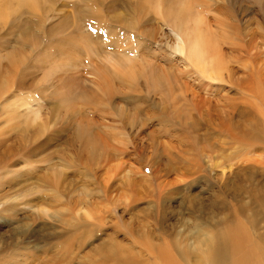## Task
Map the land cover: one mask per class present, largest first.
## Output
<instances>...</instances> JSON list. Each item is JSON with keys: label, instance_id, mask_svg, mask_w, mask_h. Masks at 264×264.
<instances>
[{"label": "rangeland", "instance_id": "1", "mask_svg": "<svg viewBox=\"0 0 264 264\" xmlns=\"http://www.w3.org/2000/svg\"><path fill=\"white\" fill-rule=\"evenodd\" d=\"M166 1H0V139L35 116L47 123L50 102L61 96L51 85L72 86L71 107L55 127L56 143L65 147L48 161L71 183L55 201L46 190L22 196L18 185L29 166L49 179L48 162L27 165L33 159L14 138L0 146V178L12 181L5 199L11 210L0 215V264H120L128 252L151 262L148 243L182 248L187 226L197 235L196 222L205 224L184 201L200 192L211 199L224 179H264L257 153L217 128L226 115L232 123L263 122L253 87L257 82L264 93V0H184V16L178 6L166 15L180 0ZM206 35L209 51L197 57L193 47ZM210 115L212 125L204 121ZM67 212L68 243L58 221Z\"/></svg>", "mask_w": 264, "mask_h": 264}, {"label": "bare ground", "instance_id": "2", "mask_svg": "<svg viewBox=\"0 0 264 264\" xmlns=\"http://www.w3.org/2000/svg\"><path fill=\"white\" fill-rule=\"evenodd\" d=\"M18 1L23 2V0H18ZM162 1H166V0H162ZM140 2L145 3L146 0H139L138 3L139 6H141ZM3 4L5 3L3 2ZM8 4L9 6H11L10 2ZM1 6L4 5L2 4L0 5V12L3 11V9L1 10ZM168 6H170V10L168 11L165 10L166 15L174 14L175 10L171 11V9L178 6V9L175 12L178 13V16H182V15L184 16L185 14L184 9L188 6V3L186 4L184 0L182 1L180 0L179 3L172 2ZM2 14H4V12ZM2 14L0 13V15ZM172 17H174V15ZM208 37L209 36L207 35L206 37L204 36L200 37L197 40L196 45L193 47L195 49L194 51L197 57L198 55H201L200 50L203 51L202 49H206L207 52L209 51L208 45L210 44V40L208 39ZM255 77L259 79V77L257 76ZM51 86L53 87V89L51 90V94L55 96L56 92H58L59 90L58 93H60L61 96H59V102H60L59 104H56L52 101L50 102L51 112L48 115L47 123H44L43 121L41 122L34 121L37 120L35 116L33 118V121H31V123L25 120L22 124L15 126V128L18 129L15 131V134H11V135L9 134L10 136L8 137L5 136L6 138L0 139V146H1V144L5 145L3 140L9 142V140H12V138H14L18 144L17 146L18 150H23L22 155L27 160L28 158L33 159L32 162L28 161L27 165H31L33 164V162L39 163L42 161H46V162L52 161V158H57L58 156L56 150L58 149L63 150V147H65L62 146L60 143H56L57 142L56 137H59L60 131L55 127H56L57 119L58 118L62 119L64 117V114H66L71 107L72 86L71 83L67 80L64 82V85L61 87H57L53 84ZM62 88H65V90H63L64 93L61 92ZM171 88L172 89L168 90V96L170 97L171 95H173L171 96V99L175 100L174 96L175 95L177 96L179 94H173L175 89H173L174 87ZM108 91L110 92V94H112V91L109 89V87H108ZM253 92L255 95H257L259 99L258 101H260L259 103L261 104V106H263V110H264V93L260 89V84H257V82L253 87ZM177 98L180 99L179 96ZM235 108L236 107L233 105V108L231 109L234 110ZM202 113L200 114L203 116ZM262 113L263 114L261 115L264 117V112ZM207 114H211V113H207ZM216 114H217L216 119L219 120L218 116H220V114L219 113ZM238 114L241 117L244 116L243 115L244 110L241 112L239 111ZM67 116L68 118H66L65 121L66 122L71 121L70 113ZM226 116L228 118L224 117L220 120V122H218L219 124L217 125L218 126L217 128L219 129L220 133L224 132V134L227 135L229 139H232L234 142H238L239 145L242 144L241 146L245 147L244 149L245 152L247 150H249V153L256 152L257 153L256 157L253 158L254 161L259 162L258 164H264V118H262L263 122L260 119H255V118L253 120H248L246 119L248 117H246L240 122L238 121L239 123L236 122L232 123L233 122L232 118H230L228 115ZM211 120H212V115H210L209 118H204V121H206L207 124L212 125L213 122H211ZM243 121H245L247 124L243 123ZM214 122H216V120ZM196 123H197L196 121L191 122L192 124L191 126L193 129H196V127L198 126V124ZM200 128L201 127L199 126L198 129ZM181 129H183V127ZM45 130L47 131L46 133ZM5 150L6 151L8 150L7 152L12 153L14 152L15 147L11 144H8ZM67 152L70 153V151ZM1 157L2 156H0V158ZM71 159L72 158H70L69 155H67V157L65 158V163H71L70 162ZM47 167L51 172V176L49 177V179H43L41 175L42 173L41 174L35 173L33 170L34 169L36 170L37 167L33 169V167L30 168L29 166L28 170L25 171L21 170L22 172L18 173L19 179H21V182L24 181L23 183L25 184L24 187L23 183H18L20 187V191L22 192V196L28 195L31 197L33 194H37V193L39 194L46 190L49 191V193H51V196L53 195L55 201V199L61 194L62 188L69 187L71 183L69 178L71 177L66 175L64 171L61 172L59 169H57V165L55 163L48 162ZM250 168L251 169L249 174L251 176H257L258 172L256 171L257 169L256 166L251 165ZM69 172L70 171H68V173ZM5 177L2 176L0 178V190H1L0 215L1 216L4 215L5 211L7 212L8 210L9 211L11 210L10 207H6L5 199L8 195L7 193V191H9L8 188H10L12 185V181L11 179H7L8 178L7 175ZM4 186L6 187L5 189ZM215 186L216 188H218L219 192L212 191L211 199H206V197L200 196L201 195L200 192V194L197 195L195 194L196 196L193 195L194 198L192 197V199H190L188 197L190 200L184 201L186 203L187 202L189 203L188 212L197 213V217L201 221L203 220L205 224L202 225L201 223L202 226L201 227L199 226L200 224L198 225V223L196 222L195 224L196 227L197 226L200 227L198 230L199 232L196 233L197 235L191 232V229H189L190 225L187 226L186 233L183 236L184 238H182L183 239L182 248L179 247L174 241L171 244L167 243V245L161 244V246H153L147 242L148 243V245L146 246L147 251H149V254L152 255L154 261L145 262L143 261V259L140 260L141 258L140 259L136 258L138 256L137 253L128 252L126 256L123 254L120 255L121 257L119 259L120 264H264V179H242V177L239 179H224L218 182ZM180 191L181 189H179V191L177 192ZM181 193H183L182 197L187 196L186 189H183ZM228 197H230L231 201L227 200ZM14 198L17 199L18 195L14 196ZM65 205L63 206L66 207ZM185 207L187 208V206ZM42 213L44 214L43 216L47 217V219L50 220L55 219L56 218L55 216H58V213L48 214L47 211H42ZM69 213L72 214L71 212H67L65 215H63L58 219V221L62 224V227L64 228L63 230L65 231V233L63 234L66 235L65 237L67 243L70 239L69 228L72 227L70 225L71 219L69 220V217L71 216H69L70 215ZM213 216H214V220L211 221L210 218H212ZM188 221H190L189 217L186 218L185 222L187 223ZM52 228L53 226L52 227L48 226V229H52ZM40 229L41 228H38L37 230L39 231ZM50 233L51 234L54 233L55 237L49 235L50 238L52 239L60 237L59 234L55 232H50ZM28 235L30 236V234ZM52 242L53 244L55 243L58 244L56 241L55 243L54 241ZM102 249L103 247L101 248V250ZM108 250L109 249H107V251ZM115 252H116L115 250H110L106 254H115Z\"/></svg>", "mask_w": 264, "mask_h": 264}]
</instances>
